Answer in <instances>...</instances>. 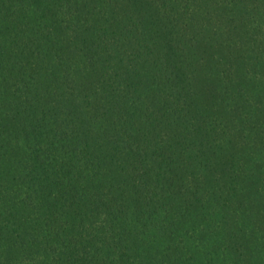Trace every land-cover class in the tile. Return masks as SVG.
<instances>
[{"label":"trees","instance_id":"trees-1","mask_svg":"<svg viewBox=\"0 0 264 264\" xmlns=\"http://www.w3.org/2000/svg\"><path fill=\"white\" fill-rule=\"evenodd\" d=\"M256 18L0 0V264H264Z\"/></svg>","mask_w":264,"mask_h":264},{"label":"rangeland","instance_id":"rangeland-1","mask_svg":"<svg viewBox=\"0 0 264 264\" xmlns=\"http://www.w3.org/2000/svg\"><path fill=\"white\" fill-rule=\"evenodd\" d=\"M191 3H195V0H189ZM203 14V13H202ZM203 17V15H201L200 14V17L199 18H193V20H195V22H199V24L198 25H200V27L202 26V25H206V23L204 22V18H202ZM256 20H258V21H263L264 22V18H256ZM264 26V25H263ZM205 28V27H204ZM204 28H202V31H205L204 30ZM259 39L260 40H262V41H264V36H262V37H259ZM253 48V50H254V52H253V54H254V56H257L258 55V53L260 52L256 47H252ZM263 49H264V47H263ZM255 71H257L258 73L260 72V70H261V68L259 67V66H257V67H255ZM257 73V74H258ZM255 85L258 87V89H259V93H261L262 95H264V78H262L261 76H259L258 75V77L256 78V80H255ZM257 89V90H258ZM152 237H155L154 236V232H152ZM261 261H264V259L263 260H261Z\"/></svg>","mask_w":264,"mask_h":264}]
</instances>
